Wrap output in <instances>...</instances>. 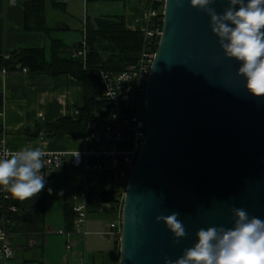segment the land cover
I'll use <instances>...</instances> for the list:
<instances>
[{"label":"water","instance_id":"obj_1","mask_svg":"<svg viewBox=\"0 0 264 264\" xmlns=\"http://www.w3.org/2000/svg\"><path fill=\"white\" fill-rule=\"evenodd\" d=\"M210 6L222 13L228 4ZM239 67L206 12L190 0H165L147 82L146 140L124 195L119 264L175 261L199 229L232 228L233 208L264 220V97L247 91ZM171 213L187 233L178 243L156 221Z\"/></svg>","mask_w":264,"mask_h":264},{"label":"crops","instance_id":"obj_2","mask_svg":"<svg viewBox=\"0 0 264 264\" xmlns=\"http://www.w3.org/2000/svg\"><path fill=\"white\" fill-rule=\"evenodd\" d=\"M55 1L66 5L68 14L61 13L62 15L75 19L72 10H82V5L87 2V0ZM153 1L97 2L109 7L97 8L99 10L95 11L93 17H90V10L87 8L83 13V30L87 20L122 17L130 31L145 33L149 25ZM49 8L54 10L52 6H47V17ZM75 14L81 15L77 12ZM68 28H66L68 31L71 30V27ZM59 30L61 28H54L53 32ZM53 32L50 39L43 33L28 32L25 28L24 0H0V53L8 54L19 49H41L46 51L49 58L51 40H58L52 37ZM0 94L3 95L4 100L3 111L0 113V138L6 139L10 150L17 151L28 147L40 148L44 152L72 153L83 149L82 138H74L63 130L51 134L48 129L60 120L77 121L80 118V109L85 101L84 85L73 76L50 79L46 76L30 77L26 73L0 72ZM45 187L46 236L58 232V235L65 237L66 250L70 255L66 258V262L119 264L117 237L110 234V226L118 222V215L114 207L103 200L105 193H111L117 188L115 174L111 170L102 174L84 173L81 169L72 166L69 158L63 170L48 174ZM84 194L88 210V235L85 242L81 236L74 233V230L69 231L65 222L67 200L76 208L81 204ZM49 213L56 218L62 216L59 229H53L51 221L47 219ZM60 232L64 234L61 235ZM68 233L71 235L67 236ZM13 246L17 248L15 243ZM33 257L43 258L37 253L27 255L28 259ZM25 260L16 262L14 258L11 261H2L0 264H23Z\"/></svg>","mask_w":264,"mask_h":264},{"label":"trees","instance_id":"obj_3","mask_svg":"<svg viewBox=\"0 0 264 264\" xmlns=\"http://www.w3.org/2000/svg\"><path fill=\"white\" fill-rule=\"evenodd\" d=\"M125 0H87L92 2H124ZM25 28L31 33H43L51 38L53 29L48 25L47 6L55 11L68 14L66 5L55 0H24ZM158 16L154 20L163 29L164 4H155ZM86 48L87 64L76 56L82 49L83 43L68 47L61 40H51V55L47 57L45 50L19 49L12 53H0V72L6 74L25 73L30 77L46 76L53 79L59 76H73L84 85L85 101L80 109V118L77 121L63 119L48 127L51 134L61 130L74 138L85 136L91 124L100 117L106 116V104L100 100V84L98 72L105 70L114 73L126 71L135 66L143 52L145 35L130 31L122 17H101L87 20ZM156 50V48H155ZM4 107L3 95L0 94V113ZM117 191L105 193L103 200L110 203L115 212H118L122 203L116 196ZM46 187L36 197L26 200L12 199L4 201L0 197V227L7 223L11 244H16V252L26 255L37 253L43 257L45 249L46 222H45ZM17 208V212L11 210ZM123 209V206H122ZM76 214L74 205L67 200L65 205V222L67 229H75ZM120 237L117 236L118 251H120ZM119 261V257H118ZM23 264H45L43 258H29Z\"/></svg>","mask_w":264,"mask_h":264},{"label":"clouds","instance_id":"obj_4","mask_svg":"<svg viewBox=\"0 0 264 264\" xmlns=\"http://www.w3.org/2000/svg\"><path fill=\"white\" fill-rule=\"evenodd\" d=\"M215 0H190L193 8L210 17L211 32L228 58L240 63L237 74L246 80V89L254 97H264V0H227L222 13L211 7ZM178 5L182 0H176ZM238 6V8H237ZM40 148L24 147L0 158V188L14 199L38 196L45 188ZM78 155V153L74 154ZM49 191H51L49 189ZM232 228L210 226L197 231V242L175 261L165 264H264V220L249 218L246 210L233 208ZM179 213L158 215L179 242L187 233Z\"/></svg>","mask_w":264,"mask_h":264},{"label":"built area","instance_id":"obj_5","mask_svg":"<svg viewBox=\"0 0 264 264\" xmlns=\"http://www.w3.org/2000/svg\"><path fill=\"white\" fill-rule=\"evenodd\" d=\"M165 0H154L155 4H164ZM151 10L149 25L145 31V45L139 62L126 71L114 73L105 70L98 72L100 84V100L106 104V116L91 124L82 137L84 147L82 150L72 153L46 152L43 158L44 167L41 175L47 176L51 172L63 170L71 158L72 166L81 169L84 173L95 172L102 174L111 170L117 181V194L122 205L120 206L118 222L111 224L110 234L121 236L122 230V206L124 195L134 164L144 146L146 140L145 108L147 101V82L151 67L159 46L162 29L154 20L158 11ZM84 42L82 49L76 53L87 64L86 30H83ZM156 48V50H155ZM6 74V72H3ZM26 73V71H25ZM14 152L9 149L6 139L0 138V158L5 153ZM78 153V155H74ZM0 197L4 201H10L13 197L0 188ZM85 194L82 202L74 208L76 214L74 233L81 236L85 242L87 233L88 210ZM17 212L16 207H12ZM4 222L0 227V262L11 261L15 258L16 249L9 240V233ZM59 234L63 235L64 232ZM71 234H67L70 236ZM70 249V245L68 246Z\"/></svg>","mask_w":264,"mask_h":264},{"label":"rangeland","instance_id":"obj_6","mask_svg":"<svg viewBox=\"0 0 264 264\" xmlns=\"http://www.w3.org/2000/svg\"><path fill=\"white\" fill-rule=\"evenodd\" d=\"M103 6L109 7L104 3H87L84 2L82 5V10L80 9H73L72 13L76 16V19L70 16H64L59 11H54L51 8L48 9V25L51 28H61L59 31H54L52 37L54 39H58L63 41L68 47H74L76 44L84 42V34H83V22L84 16L83 13L87 8L90 10V17H93L97 8H104ZM102 10V9H100ZM82 11V12H81ZM78 13L77 16L75 13ZM105 13V12H104ZM105 15V14H104ZM71 27V30H67L66 27ZM50 59V57L48 58ZM54 202V201H53ZM52 202V203H53ZM48 221H51L53 229H59L60 225L59 222L62 220V216L56 218V216H52V213H49L47 217ZM57 226V227H56ZM58 231V230H56ZM70 257L68 251L66 250L65 246V237L58 235V232L54 234H48L45 238V251L43 255V260L45 264H68L66 262V258ZM27 258V255L22 252H16L15 261L21 262Z\"/></svg>","mask_w":264,"mask_h":264}]
</instances>
